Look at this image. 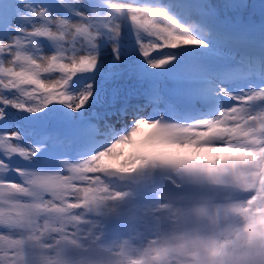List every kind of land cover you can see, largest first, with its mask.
<instances>
[{
  "label": "snow or ice",
  "instance_id": "6c2138e0",
  "mask_svg": "<svg viewBox=\"0 0 264 264\" xmlns=\"http://www.w3.org/2000/svg\"><path fill=\"white\" fill-rule=\"evenodd\" d=\"M145 128L115 170L154 158L264 190V0H0V264L73 249L57 242L105 192L88 174Z\"/></svg>",
  "mask_w": 264,
  "mask_h": 264
},
{
  "label": "clouds",
  "instance_id": "9594fccd",
  "mask_svg": "<svg viewBox=\"0 0 264 264\" xmlns=\"http://www.w3.org/2000/svg\"><path fill=\"white\" fill-rule=\"evenodd\" d=\"M232 183L238 193L248 196L246 200L232 202L220 212L196 207L192 227L162 235L143 248L126 244L104 248L97 237L75 259L45 246L37 264H264V190L258 182L238 175ZM57 243L82 247L79 241L63 237Z\"/></svg>",
  "mask_w": 264,
  "mask_h": 264
},
{
  "label": "rangeland",
  "instance_id": "374dc122",
  "mask_svg": "<svg viewBox=\"0 0 264 264\" xmlns=\"http://www.w3.org/2000/svg\"><path fill=\"white\" fill-rule=\"evenodd\" d=\"M47 51V49H46ZM126 144H121L117 147L115 155L113 157H106L105 161L112 165V168L107 173H90L89 178L95 179L96 176L100 177V185H97V187H103L105 189V192L103 193V198L105 200L106 208L113 207L116 202L118 201L120 195L125 192L129 191L130 183L135 179V176L132 174L131 171L123 172L119 170H115L117 168H120L123 166V163L126 161L127 158L122 159L118 162L116 161L117 154L120 153L121 149L124 148ZM131 146V144H130ZM123 161V162H122ZM129 162V160L127 159ZM126 161V162H127ZM123 174L121 176L120 174ZM119 174V175H118ZM129 178V180L127 179ZM76 187L84 188V187H91L87 182H81L76 181L75 182ZM83 194L81 193V196ZM69 202H75L74 197L69 198ZM152 211L155 210V208H151ZM79 216V221L77 223V231H78V237L79 239L86 236L90 231H96L99 216L95 214L90 208L88 209H78L76 210ZM140 221H138V225H140Z\"/></svg>",
  "mask_w": 264,
  "mask_h": 264
},
{
  "label": "bare ground",
  "instance_id": "6f19581e",
  "mask_svg": "<svg viewBox=\"0 0 264 264\" xmlns=\"http://www.w3.org/2000/svg\"><path fill=\"white\" fill-rule=\"evenodd\" d=\"M142 130H143V129H142ZM142 130H141L139 133H141ZM139 133H138V134H139ZM138 134H137V135H138ZM135 137H136V136H135ZM120 151H121V152L117 154V158H116V161H118V162L122 159V157H124V159L127 158V157H130V156H134V157H135V154H134V152H133V150H132V144H131V146H130L129 144H126V145L124 146V148L121 149ZM128 160H129V159H128ZM122 162H123V161H122ZM120 175L123 176V174H120ZM146 229H147V225H146Z\"/></svg>",
  "mask_w": 264,
  "mask_h": 264
}]
</instances>
